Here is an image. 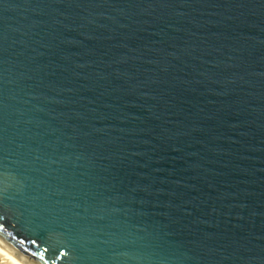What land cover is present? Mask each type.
Instances as JSON below:
<instances>
[{
  "label": "water",
  "instance_id": "water-1",
  "mask_svg": "<svg viewBox=\"0 0 264 264\" xmlns=\"http://www.w3.org/2000/svg\"><path fill=\"white\" fill-rule=\"evenodd\" d=\"M0 245L264 264V0H0Z\"/></svg>",
  "mask_w": 264,
  "mask_h": 264
},
{
  "label": "bare ground",
  "instance_id": "bare-ground-1",
  "mask_svg": "<svg viewBox=\"0 0 264 264\" xmlns=\"http://www.w3.org/2000/svg\"><path fill=\"white\" fill-rule=\"evenodd\" d=\"M0 264H25L0 245Z\"/></svg>",
  "mask_w": 264,
  "mask_h": 264
}]
</instances>
